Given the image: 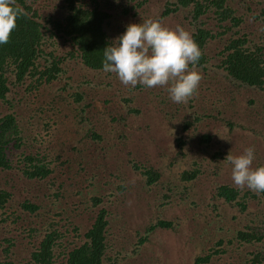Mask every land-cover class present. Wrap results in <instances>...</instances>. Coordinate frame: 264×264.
<instances>
[{
    "label": "rangeland",
    "instance_id": "374dc122",
    "mask_svg": "<svg viewBox=\"0 0 264 264\" xmlns=\"http://www.w3.org/2000/svg\"><path fill=\"white\" fill-rule=\"evenodd\" d=\"M138 1H116L109 9L106 29L112 40L128 24L146 19L159 20L167 27L179 25L190 32L183 12L161 17L165 0H151L144 6H138ZM258 1L261 6L256 5ZM252 4L260 9L264 0ZM235 7L244 12L242 3ZM60 46L62 53L70 48L68 43ZM67 71L62 80L38 90L28 91L24 85L20 91L12 87L9 94L15 103L11 111L22 119L28 145L44 153L54 169L44 180H27L18 176L17 170L0 171V184L13 193L9 207L22 217L11 226L10 236L19 234L23 226L46 223L22 211L26 198L41 205L44 218L58 223L62 241L70 247L83 241L101 206L108 211V240L114 247L111 253L122 257L119 264H194L197 256L208 254H212L208 264H255L249 260L255 246L229 245L227 241L250 217L264 214V193L249 199L246 212L211 197L220 185L237 187L231 179V165L224 160L229 153L237 156L254 146L252 166L264 165V89L240 86L222 72L214 75L196 70L205 85L199 82L190 108L188 101L173 103L168 93L161 91L165 87L125 86L114 73L89 71L73 61ZM78 91L83 100L71 97ZM7 111L10 105L0 101V114ZM189 113V119L198 116V121L182 131ZM209 113L217 118L203 117ZM89 130L102 139L87 136ZM205 133L211 140L200 144ZM179 136L186 141L180 155ZM148 164L161 174L151 186L143 173ZM192 169L199 170L198 176L183 180L181 173ZM120 186L125 188L119 191ZM165 195L168 203L161 204ZM94 196L102 199L100 205L94 206ZM156 219L173 221L175 226L148 231ZM4 235L0 231V241ZM142 237L147 238L139 242ZM220 239H224L221 247L216 245ZM28 240L23 241L25 245L19 240L11 249L15 258L29 257ZM64 245L62 251H67L69 247ZM219 248L225 251L213 254ZM63 259L59 263H64Z\"/></svg>",
    "mask_w": 264,
    "mask_h": 264
},
{
    "label": "trees",
    "instance_id": "16d2710c",
    "mask_svg": "<svg viewBox=\"0 0 264 264\" xmlns=\"http://www.w3.org/2000/svg\"><path fill=\"white\" fill-rule=\"evenodd\" d=\"M117 0H14L15 6L24 9L25 15L20 16L16 28L12 31L7 43L0 45V101L10 105V111L0 114V171L17 170V175L27 180H44L54 172L52 163L39 150H31L21 117L14 110L13 99H9L13 88L19 90L28 85V91L38 90L43 85L51 84L66 77L69 64L73 61L81 64L89 71L102 70L103 50L113 40L106 26L109 24L113 7ZM126 0H119L124 2ZM151 0H140L138 6H144ZM161 17L183 12L188 21L191 35L201 49V57L194 67L200 72L214 75L222 72L231 82L240 86L264 89V6L257 9L253 0H165ZM45 3V4H44ZM242 3L243 13L235 5ZM256 5L261 6L258 1ZM131 8H134L132 6ZM128 9L125 8L124 13ZM212 20L213 22H210ZM68 43L70 48L62 53L61 44ZM211 50L208 49L213 45ZM203 85L205 82L200 80ZM194 95L197 94L199 87ZM97 85L94 86L96 88ZM161 91L167 92L166 87ZM78 91L71 95L76 101L83 100ZM169 98V96H168ZM192 108L193 99H189ZM178 108V105H177ZM82 111V110H81ZM137 112V110H135ZM185 117L181 130H189L197 120ZM203 117H214L209 113ZM47 126V125H46ZM87 136L93 139L102 137L92 130ZM178 154L186 143L183 136L176 138ZM211 140L209 133L201 134L199 143L208 144ZM220 154V153H219ZM218 155V154H217ZM183 156V155H182ZM58 158V156H57ZM135 169L138 165L132 162ZM146 183L155 185L160 178V172L153 165L143 167ZM199 174L198 169L185 170L181 173L183 180H192ZM125 187L120 186L119 191ZM249 190L223 184L212 194V200H224L232 207H238L241 212L248 210L249 199L256 198ZM161 204H167L169 198L165 195ZM13 193L0 184V231L5 235L0 245V264H119L122 257L116 252L108 240V211L99 207L95 218L84 232L80 244L64 245L63 233L57 227L58 223L46 216L44 218L41 205L26 198L22 203V211L39 218L46 223L41 227L35 225L23 226L16 236L11 235L12 225L21 220V215L11 211L9 204ZM94 206L100 205L102 199L93 197ZM217 212V205L212 204ZM218 214V213H217ZM263 214V213H262ZM261 217H250L248 222L235 229L227 244L236 242L239 246H255L249 252V260L255 264L264 263V214ZM46 215V213H45ZM55 215L60 216V213ZM54 215V216H55ZM173 221L156 219L148 227L152 232L156 228L169 229ZM42 232V234H40ZM20 237V239H19ZM29 238L30 254L26 258H15L11 249L20 240L22 245ZM147 237L140 238L142 242ZM5 244V245H4ZM224 239L216 245L221 247ZM63 245L69 247L62 251ZM27 247V245H26ZM225 249H214V253L224 252ZM212 254L197 256L194 264H208Z\"/></svg>",
    "mask_w": 264,
    "mask_h": 264
},
{
    "label": "clouds",
    "instance_id": "9594fccd",
    "mask_svg": "<svg viewBox=\"0 0 264 264\" xmlns=\"http://www.w3.org/2000/svg\"><path fill=\"white\" fill-rule=\"evenodd\" d=\"M119 2V0H117ZM25 15L14 0H0V45L8 42L17 19ZM201 49L190 32L177 25L167 27L159 20L130 23L103 50L102 70L114 73L125 86L166 87L173 103H186L198 89L201 73L190 69L201 57ZM255 147L237 156L230 153L231 179L240 189L264 193V165L253 167Z\"/></svg>",
    "mask_w": 264,
    "mask_h": 264
}]
</instances>
